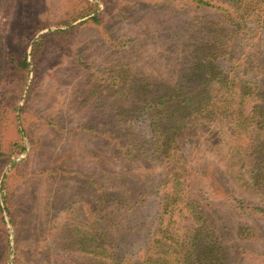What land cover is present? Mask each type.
I'll use <instances>...</instances> for the list:
<instances>
[{
	"label": "rangeland",
	"instance_id": "obj_1",
	"mask_svg": "<svg viewBox=\"0 0 264 264\" xmlns=\"http://www.w3.org/2000/svg\"><path fill=\"white\" fill-rule=\"evenodd\" d=\"M90 1L98 22L83 16L67 27L64 22L82 11L83 0H0V145L5 152L0 155V202L6 181L18 214L14 226L0 212V264H69L64 260L69 254L98 264V256H87L82 244L91 211L86 174L97 176L105 166L130 181L134 176L110 162L113 150L99 133L139 128V117H127L134 116L127 115L134 90L147 83L176 86L226 27L220 10L189 2ZM65 27L66 39L49 36L37 60L27 57L31 71L25 83L15 71L8 72L10 54L28 53L38 34ZM228 65L222 62L219 69ZM213 85L209 96L221 104L227 93L218 82ZM185 120L195 126L207 159L224 172L232 196L260 210L239 212L234 198H208L203 186L194 193L204 207L194 208L198 214L186 197L169 217L166 250L171 240L196 251L215 245L221 264H264V146L256 152L239 150L249 133L237 135L231 120L219 113L191 114ZM23 126L29 134L22 137L25 150L15 154L9 149ZM255 135L264 139L262 132ZM147 185L137 190L144 192Z\"/></svg>",
	"mask_w": 264,
	"mask_h": 264
},
{
	"label": "trees",
	"instance_id": "obj_2",
	"mask_svg": "<svg viewBox=\"0 0 264 264\" xmlns=\"http://www.w3.org/2000/svg\"><path fill=\"white\" fill-rule=\"evenodd\" d=\"M170 1L218 9L226 27L217 32L211 49L196 58L195 64L176 86L147 83L134 90L127 111V115L134 116L127 117H139V128L123 126L120 131L116 128L119 132H112L113 135L107 131L99 133L113 150L108 158L110 162L120 163L134 176L131 181L125 173H117L118 177L110 169H104L105 166L97 176L86 174V183L91 190V211L82 233L85 238L82 244L85 243L87 256H98V264H221L223 255L215 245H206L196 251L171 240V251L167 246L170 253L165 248L169 217L186 197L191 198L189 204L193 209L204 208L194 196L203 186L208 198L216 195L234 198L239 212L260 210L232 196L234 190L223 180L224 172L207 159L195 126L185 119L191 114L209 117L219 113L231 120L237 135L249 133L248 141L238 147L239 150L256 152L263 149L264 139L255 137V131L264 133V0H239L240 5L235 0L230 4L226 0ZM83 2L82 11L64 22L67 27L83 16L98 22L96 4L90 0ZM67 27L38 34L28 53L24 51L19 57L10 54L8 72L15 71L25 83L31 71L27 57L31 61L37 60L49 36H56L61 41L66 39ZM222 62L229 63L225 70L219 69ZM243 64L244 67L236 70ZM216 82L227 93L221 104L209 96V90ZM184 120L187 122L183 123ZM24 126L18 129V140L9 149L15 154L25 150L22 137L29 134ZM0 155H5L1 145ZM257 177L256 172L255 181ZM145 182L148 185L144 192L138 191L137 187ZM5 183H2L5 192L0 212L5 211L15 226L18 214L13 209ZM199 212L192 211L194 214ZM17 254L15 252V256ZM68 256H64V260L69 264H89L84 256Z\"/></svg>",
	"mask_w": 264,
	"mask_h": 264
}]
</instances>
